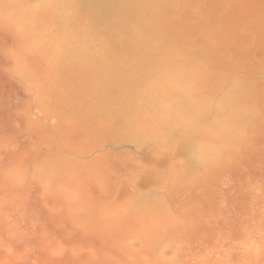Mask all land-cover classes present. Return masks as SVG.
I'll use <instances>...</instances> for the list:
<instances>
[{
  "label": "rangeland",
  "instance_id": "374dc122",
  "mask_svg": "<svg viewBox=\"0 0 264 264\" xmlns=\"http://www.w3.org/2000/svg\"><path fill=\"white\" fill-rule=\"evenodd\" d=\"M0 264H264V0H0Z\"/></svg>",
  "mask_w": 264,
  "mask_h": 264
},
{
  "label": "bare ground",
  "instance_id": "6f19581e",
  "mask_svg": "<svg viewBox=\"0 0 264 264\" xmlns=\"http://www.w3.org/2000/svg\"><path fill=\"white\" fill-rule=\"evenodd\" d=\"M138 2V1H137ZM146 8H147V6H145ZM144 7V8H145ZM150 25H148V27L147 28H149L150 29V26H151V28H152V26H153V28H154V23L152 24V23H150V21L148 22ZM152 28V29H153ZM149 29L147 30V31H149ZM151 29V30H152ZM150 32V31H149ZM152 32V31H151ZM79 47V46H78ZM78 47H75V48H78ZM73 50H74V47H73ZM77 50V49H76ZM75 53V52H74ZM67 54V53H66ZM65 54V56H67ZM77 54L78 53H76V56H77ZM73 55H75V54H73ZM71 57V56H70ZM78 57H79V55H78ZM73 58V57H72ZM158 69V68H157ZM160 69V68H159ZM157 71V70H156ZM158 72V71H157ZM156 73V72H155ZM174 73L177 75L178 74V72H176V71H174ZM175 76V75H174ZM174 76L172 77L173 78V80H174V83H176L175 82V80L177 81V79H175L174 78ZM170 79H171V77H169ZM169 78H167L168 80H169ZM176 78H178L177 76H176ZM173 80L171 79V80H169V81H171L172 83V86H173ZM179 80V79H178ZM150 81V80H149ZM152 82H154V85H151V86H155V88L157 89V88H163V87H161L164 83H166L165 81H164V79H161V77H159L157 74L155 75V78H153V81ZM151 81H150V83H152ZM149 83V82H148ZM170 84V85H171ZM242 84V83H241ZM166 85V84H165ZM175 86H177L176 84H175ZM168 87V86H167ZM186 84L184 83V82H182V83H180V85H179V88H180V92H184L185 91V89H186ZM239 88L240 87H238V91H239ZM163 90V89H162ZM179 91V90H178ZM201 113V112H200ZM199 113V114H200Z\"/></svg>",
  "mask_w": 264,
  "mask_h": 264
}]
</instances>
